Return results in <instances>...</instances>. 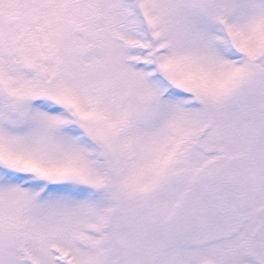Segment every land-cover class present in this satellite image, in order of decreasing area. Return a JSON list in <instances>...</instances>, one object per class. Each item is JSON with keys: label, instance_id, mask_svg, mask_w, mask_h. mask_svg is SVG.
I'll return each instance as SVG.
<instances>
[{"label": "snow or ice", "instance_id": "1", "mask_svg": "<svg viewBox=\"0 0 264 264\" xmlns=\"http://www.w3.org/2000/svg\"><path fill=\"white\" fill-rule=\"evenodd\" d=\"M0 264H264V0H0Z\"/></svg>", "mask_w": 264, "mask_h": 264}]
</instances>
